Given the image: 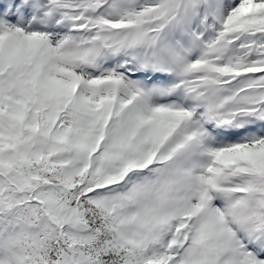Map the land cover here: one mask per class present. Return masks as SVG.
Listing matches in <instances>:
<instances>
[{"label":"snow or ice","instance_id":"6c2138e0","mask_svg":"<svg viewBox=\"0 0 264 264\" xmlns=\"http://www.w3.org/2000/svg\"><path fill=\"white\" fill-rule=\"evenodd\" d=\"M0 264H264V0H0Z\"/></svg>","mask_w":264,"mask_h":264}]
</instances>
